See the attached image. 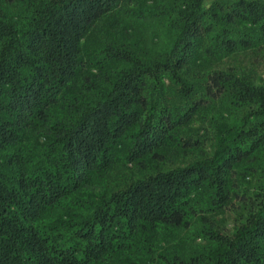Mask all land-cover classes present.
<instances>
[{
	"label": "trees",
	"instance_id": "obj_1",
	"mask_svg": "<svg viewBox=\"0 0 264 264\" xmlns=\"http://www.w3.org/2000/svg\"><path fill=\"white\" fill-rule=\"evenodd\" d=\"M0 0V264H264V0Z\"/></svg>",
	"mask_w": 264,
	"mask_h": 264
},
{
	"label": "rangeland",
	"instance_id": "obj_2",
	"mask_svg": "<svg viewBox=\"0 0 264 264\" xmlns=\"http://www.w3.org/2000/svg\"><path fill=\"white\" fill-rule=\"evenodd\" d=\"M212 0H203L202 5L204 8H207L211 4Z\"/></svg>",
	"mask_w": 264,
	"mask_h": 264
}]
</instances>
